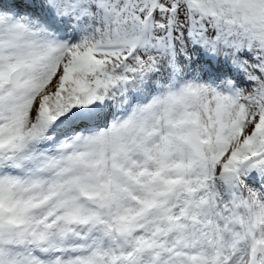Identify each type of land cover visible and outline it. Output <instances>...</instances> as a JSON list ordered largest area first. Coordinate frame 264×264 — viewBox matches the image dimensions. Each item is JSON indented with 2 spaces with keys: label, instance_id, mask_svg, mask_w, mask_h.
Wrapping results in <instances>:
<instances>
[{
  "label": "snow or ice",
  "instance_id": "1",
  "mask_svg": "<svg viewBox=\"0 0 264 264\" xmlns=\"http://www.w3.org/2000/svg\"><path fill=\"white\" fill-rule=\"evenodd\" d=\"M0 264H264V0H0Z\"/></svg>",
  "mask_w": 264,
  "mask_h": 264
}]
</instances>
